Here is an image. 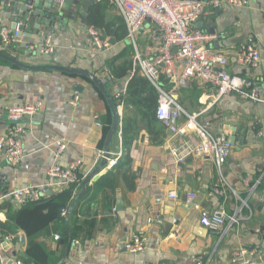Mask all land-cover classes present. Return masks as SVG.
<instances>
[{"label": "crops", "instance_id": "obj_1", "mask_svg": "<svg viewBox=\"0 0 264 264\" xmlns=\"http://www.w3.org/2000/svg\"><path fill=\"white\" fill-rule=\"evenodd\" d=\"M210 2L200 23L207 26L203 31L215 28L217 39L212 47L231 58L229 72L264 79V0H248L244 8L223 6L217 10ZM45 6L40 4L39 16L29 19L24 42L11 52L16 63L0 58V137L10 131L12 107H37V113L23 121L25 160L14 168L7 163L5 153H0V223L20 213L22 224L13 223L14 234H0V264H12L9 260L13 256L21 260L31 257L30 264H49L52 256L61 257L57 264H231L233 254L241 248H259L264 253V104L235 94L219 97L217 88L199 81L171 89L173 97L189 114L198 115L202 123H210L215 134L234 139L224 170L236 196L231 192L225 197L213 194L219 175L212 160L187 157L177 164L174 154L185 155L193 141L174 136L160 123L159 135L142 130L132 145L135 190L128 187L121 174L115 191H97V181L115 167H110L111 162H105L101 155L109 153L112 160L122 158L121 122L134 116V110L125 108L117 97L126 92L128 80H115L108 66L122 54L132 62L137 51L151 57V51L157 47L154 36L158 28L147 21L135 35V42L128 36L122 41L103 38L101 32L110 46L93 53L80 20L81 5H67L60 13L57 6L51 19L47 18ZM16 15L22 18L19 11ZM14 17L0 3V25L15 28ZM115 17L121 16L114 7L108 20ZM42 31L51 34L53 57L41 55ZM25 43L33 44L36 50L27 51ZM245 46H254L261 53L260 65L255 70L234 62L233 55ZM122 62L123 59L117 64ZM52 66L69 72L48 68ZM88 76L102 80L115 106L122 108L118 112L117 132L111 139V130L107 134L106 128L112 110L105 94L103 97ZM119 84L124 87L121 91ZM76 95L81 99L73 106L70 103ZM112 126L113 116L111 129ZM60 142L66 149L58 156ZM77 160L83 161L80 175L84 181L65 200V226L60 220L63 207L45 203L69 189L47 191L41 207L30 204L19 208L9 199H1L17 188L46 186L47 172L52 166L66 168ZM88 178L92 179L84 187ZM171 193L176 195L175 199L170 198ZM111 201L113 207L109 206ZM203 210H223L228 217L238 213V222L229 230L227 224L219 231L208 230L200 224ZM70 222L81 237L71 239L63 247L61 237L71 231ZM135 236L144 241L145 249L131 254L127 244ZM6 238L8 241H4ZM2 241L7 243L6 247Z\"/></svg>", "mask_w": 264, "mask_h": 264}, {"label": "built area", "instance_id": "obj_2", "mask_svg": "<svg viewBox=\"0 0 264 264\" xmlns=\"http://www.w3.org/2000/svg\"><path fill=\"white\" fill-rule=\"evenodd\" d=\"M59 7L64 0H60ZM99 1V0H98ZM119 11L128 31V39L135 42V35L141 30L147 21L152 22L158 31L154 36L157 47L151 51V57H146L139 51L133 58L134 71L139 76L147 78L157 89L159 94L156 118L158 122L168 129L174 136L182 140H192L193 145L186 148V154H174L176 163L185 162L187 157L212 160L219 175L213 194L225 197L227 192H237L229 185L225 175V166L231 157L232 144L225 135H217L212 131L210 123H202L198 115L189 114L173 97V90L180 87H187L194 81L211 85L218 90V96L229 94L242 96L255 103L264 104V79H253L229 72L231 58L217 50L212 45L217 39L206 31L196 29L195 25L206 17V4L209 0H109ZM214 9L223 6L236 9L248 5V0H211ZM29 10H34L33 6ZM27 23L22 21L15 25V28L0 25V46L2 51H9L24 42V31ZM23 27V29H21ZM85 32L90 40L92 52H101L110 46L108 40L102 38L101 32L91 26H84ZM40 52L43 57H53L55 47L50 32L40 33ZM27 51H35L36 47L31 43H25ZM234 62L246 69L255 70L261 62V53L254 46H245L234 55ZM169 81L172 91L167 92L158 84L161 78ZM105 81V80H104ZM106 82V81H105ZM125 92L119 93L121 98ZM80 96L76 95L71 105L77 106ZM121 107H117L121 113ZM37 113L36 106H15L9 111V119L12 123L7 135L0 137V153L4 152L7 163L16 168L26 158L23 146V137L26 128L23 121ZM121 135V133H120ZM58 156L64 152L66 145L59 144ZM122 153L119 154L121 156ZM103 160L109 163L110 167L116 166L118 156L112 160L109 154L101 155ZM83 166L82 160H77L70 166L63 168L56 164L47 172L48 183L46 186H32L17 188L7 193L1 199H9L16 207H25L30 204H39L43 201L47 191H58L68 189L72 186H80L84 179L80 172ZM248 183V180H245ZM226 188V189H223ZM171 199L176 195L171 193ZM195 199L194 195L190 196ZM241 210V209H239ZM68 215V209L63 208L61 217ZM238 222V213L228 217L223 210L212 212L201 211L200 224L211 231H219L227 224L228 230ZM6 238L4 241H8ZM58 240V237H57ZM75 243H79L76 241ZM145 249L144 241L135 236L127 244V250L131 254H137ZM12 264H25L16 256L10 258ZM231 264H264V253L259 248L236 251L231 259Z\"/></svg>", "mask_w": 264, "mask_h": 264}, {"label": "trees", "instance_id": "obj_3", "mask_svg": "<svg viewBox=\"0 0 264 264\" xmlns=\"http://www.w3.org/2000/svg\"><path fill=\"white\" fill-rule=\"evenodd\" d=\"M113 8L114 6L109 0L97 1L88 12L86 25L100 30V32L103 33V38L110 37L115 41H122L125 40L128 36L127 27L121 17H115L114 19H112V21L108 20V13ZM11 52L12 50L2 51V56H0V58L4 59L7 62L8 59H6L5 57L11 58ZM125 56V54H122L114 58L110 62L108 67L111 70L112 76L115 80H128L126 92L120 98V101L124 103L125 108H132L134 110V116L133 118L125 117L121 122L120 132L124 148L123 156L118 160L117 165L111 171H109L106 175H104L97 181V183L95 184V188H97V191H100V189L103 190L104 188L107 190L115 191V189L119 185V179L121 178V174H123V180L128 184V187L131 190H135L136 176L131 173L132 145L142 130H146L151 135L160 134V128L158 126L159 122L156 118V109L158 106L159 99L158 91L156 87L147 78L139 76L136 72L133 73V62L126 59ZM122 59L123 62L117 64ZM158 84L167 92H170L173 88V85L169 81L165 80L163 77L159 80ZM96 88L104 97L103 92H101L98 87ZM111 125L112 114L110 113L108 116V127L106 128L107 134L111 130ZM74 187L75 186H72L68 188L69 190L61 194L54 195L49 199V201H47V203H45V205L57 204L60 207L64 208L66 204L65 200L71 194H73V191L75 189ZM43 203L44 201L40 202L36 206L41 207L40 205ZM109 206L113 207L114 201L109 202ZM63 219L64 218L61 217L60 211V220L65 226L66 220ZM13 223L15 225L18 224L19 226H22L20 221V213L12 214L10 215V218L7 222L0 223V234H14L15 228H13ZM68 226L71 228V231L69 232L68 230V232H66L61 237V244L63 247H66V245L69 244L71 239L76 240L77 238L81 237V233L77 231L72 222H70ZM47 255L50 256L49 254ZM28 258L29 260L23 259L26 264H30L33 261L31 257ZM60 260L61 257L56 258L55 256H52L51 262H49V264H57L58 262H60Z\"/></svg>", "mask_w": 264, "mask_h": 264}, {"label": "water", "instance_id": "obj_4", "mask_svg": "<svg viewBox=\"0 0 264 264\" xmlns=\"http://www.w3.org/2000/svg\"><path fill=\"white\" fill-rule=\"evenodd\" d=\"M97 0H64L63 4L61 7H59V4L61 3L60 0H24L23 2L19 1V0H0V3H2L4 5L5 8H8L9 11L11 13L15 14V17L13 18V21L15 22V25L19 22L23 23H27V20L29 19H33V16H39L40 13V4L43 2L46 4L45 6V11L48 13L47 14V18L51 19L54 15V9L58 6L60 11H57L58 13H60L63 10L67 9V5L70 4H74L75 6L79 7L80 5L82 6V13L80 15V20L83 26L86 25V19H87V14H88V10L91 8L92 5H94L96 3ZM195 1H201V0H195ZM19 2H21L22 4H19ZM33 6L34 10L30 11L29 7ZM17 11L20 12V17H22L21 19L19 18V16L16 15ZM53 11V12H52ZM23 14H25L24 18H23ZM56 14V12H55ZM41 27V26H39ZM23 29V27L21 28ZM196 29L199 30H206L207 26L204 23H200L198 22L196 24ZM45 32V31H42ZM208 33L215 35L216 36V32H215V28H209L207 30ZM114 44V41H113ZM2 56V55H1ZM4 57V56H3ZM9 61L16 63V61H14L12 58H7ZM51 69H56V70H61V71H67L63 68H59V67H48ZM71 73H78V72H71ZM93 82L94 84L103 92V94H105L108 103L110 105V108L112 110V116H113V126L111 129V132L109 134V138L111 139L113 137V135L117 132L118 126H119V114H118V110L117 107L115 106L111 96L108 94V91L105 88V85L102 83V80H99L98 78L94 77V76H88ZM119 87V91L123 90L124 87L122 86V84L118 85ZM228 141L233 144L234 143V139L233 138H227ZM107 154V153H106ZM107 157H109V153L107 154ZM106 162V160H104ZM92 178H88L85 182H84V187H86L88 185V183H90ZM49 194H51V192H48ZM188 193L184 195V198L187 199ZM182 195L179 197L181 198ZM119 209V207H117V210ZM3 244V247L7 246V243L2 241L1 242ZM70 246V245H69Z\"/></svg>", "mask_w": 264, "mask_h": 264}]
</instances>
